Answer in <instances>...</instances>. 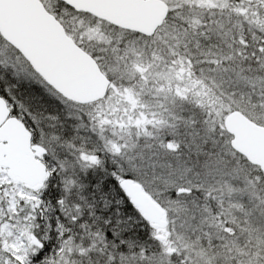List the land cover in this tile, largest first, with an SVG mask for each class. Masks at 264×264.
<instances>
[{"label":"snow or ice","instance_id":"snow-or-ice-1","mask_svg":"<svg viewBox=\"0 0 264 264\" xmlns=\"http://www.w3.org/2000/svg\"><path fill=\"white\" fill-rule=\"evenodd\" d=\"M0 264H264V0H0Z\"/></svg>","mask_w":264,"mask_h":264}]
</instances>
